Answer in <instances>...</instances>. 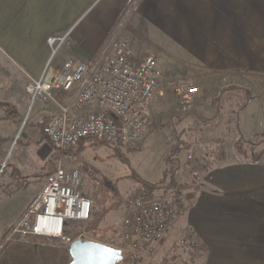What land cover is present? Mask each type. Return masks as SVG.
<instances>
[{"label": "crops", "instance_id": "1", "mask_svg": "<svg viewBox=\"0 0 264 264\" xmlns=\"http://www.w3.org/2000/svg\"><path fill=\"white\" fill-rule=\"evenodd\" d=\"M141 26L159 37L149 55L156 57L160 82L196 81V97L200 90L205 96L238 85L257 99L264 85V0H0V132L6 134L0 136V147L25 125L24 142L31 139L27 130L38 129L41 159L53 163L56 151L42 137L56 99L32 104L25 89L42 72L48 36L74 27L72 45L61 50L56 62L93 61L114 37H138ZM58 93L56 98L63 100ZM230 157L208 163L190 184L185 213L164 240L148 246L145 263L155 264L152 253L158 256L174 235L190 227L200 247L189 264H264V157L256 162ZM22 158L14 160L16 169L31 172L23 169L29 164ZM46 174L8 224L0 225V241L38 194ZM69 244L57 238L16 239L0 248V264H69Z\"/></svg>", "mask_w": 264, "mask_h": 264}, {"label": "built area", "instance_id": "2", "mask_svg": "<svg viewBox=\"0 0 264 264\" xmlns=\"http://www.w3.org/2000/svg\"><path fill=\"white\" fill-rule=\"evenodd\" d=\"M47 43L50 51L42 72L25 89L32 104L56 99V109L44 126L45 136L56 151L55 165L9 231L7 241L59 237L67 223L88 220L93 201L84 190L82 170L66 166L67 150L89 137L124 148L137 147L147 132L160 92L161 71L156 57L135 59L124 37H114L93 61L69 58L56 62L59 50L72 45L71 30L48 36ZM180 87L185 101L182 108L191 109L189 96L195 95L198 87L191 83ZM58 92L64 95L63 100L56 98ZM188 159L194 160L191 154ZM5 166L6 161L0 164V172ZM199 173L194 171L195 176ZM185 211L184 192L177 184L161 194L148 196L139 191L128 198L122 218L123 246L119 248L123 255L129 253L130 264H140L144 248L163 239ZM179 245L194 250L200 247L193 229L187 228Z\"/></svg>", "mask_w": 264, "mask_h": 264}, {"label": "rangeland", "instance_id": "3", "mask_svg": "<svg viewBox=\"0 0 264 264\" xmlns=\"http://www.w3.org/2000/svg\"><path fill=\"white\" fill-rule=\"evenodd\" d=\"M140 29L141 34L138 37L131 36L128 41H130L129 45L133 56L137 59H144L155 51L153 45L157 44L159 37H156V34H153L148 26H141ZM172 43L168 41V45L173 48ZM171 52L172 50L168 48V54ZM171 55L173 56V52ZM174 55L177 54L174 53ZM188 83L195 86L196 81L182 78L166 83L161 80L160 92L147 132L137 147L124 148L123 150V156L128 158V163H124L118 156L113 155L110 147L99 143L96 139L90 140L80 153L64 157L67 167H79L84 174V190L93 201L91 220L69 222L65 225L61 236L44 238H57L64 242L66 239L63 237L73 240L80 234H84L88 239H100L98 241L116 247L123 246L122 218L126 202L141 189V184L135 175L151 181L160 179L166 167L165 157L172 149L171 135L175 130L179 132L185 130L183 137L191 143L188 150L179 153L178 161H176L178 167L176 184L183 190L185 200V191L188 190L192 182L201 178L202 171L208 167V163L220 160L226 154H230L232 158L235 155L253 161L254 152L264 150V141L258 145L249 143L253 139L264 140V85L261 86L260 93H257V99L253 98V93L248 87L238 85L237 88L224 91L215 88L205 96V93L200 90L197 97L196 95L189 96L193 102L192 108L183 110L184 92H181L180 86ZM246 90L251 95L249 100ZM217 96L219 97L218 102L211 105V99ZM249 101L250 104H248ZM244 103L246 105L242 107ZM24 130L25 125L20 132L13 134L7 145L0 147V164L6 161V166L0 172V225L8 224L6 221L14 216L15 211L25 203L31 192L38 189L43 175L50 172L55 165L54 160L51 163L41 159L42 148L38 143L39 130H27L31 137L29 142H24L26 140ZM0 136H6V134L0 132ZM240 136L244 138L243 141L238 140ZM189 154L193 156V162L188 159ZM20 156L29 164L24 168L20 167L27 168L31 172L22 173L16 169L14 160ZM263 157L264 153L259 160ZM195 170H199V176L194 175ZM170 188H167L166 191ZM186 230L187 227L182 233L174 235L168 248L160 250L158 256L152 253L153 259L157 257L155 264L190 263L188 260L193 256L195 250L179 245ZM9 231L8 228L0 241L2 249L13 242L6 240ZM166 237L167 235L161 240ZM148 246L142 251L140 264H143V261L145 263L144 255ZM128 257L129 253L124 252V259L118 264H130L131 261Z\"/></svg>", "mask_w": 264, "mask_h": 264}, {"label": "trees", "instance_id": "4", "mask_svg": "<svg viewBox=\"0 0 264 264\" xmlns=\"http://www.w3.org/2000/svg\"><path fill=\"white\" fill-rule=\"evenodd\" d=\"M230 88L231 89L237 88V86L227 87V88H224L222 91H224L226 89H230ZM246 91H247L246 92L247 98L249 100V99H251V95L249 94L248 90H246ZM218 100H219V97L218 96L215 97L214 103L218 102ZM245 105H246V103H244L242 107H245ZM184 134H185V130H182L180 132L175 130L173 132V134L171 135V139L173 140L172 149L170 150V153L165 157L164 161H165L166 167L163 171V175L160 177L159 180L151 181V180H147V179H144L140 176L135 175L137 181L141 184L140 191L142 193H144L148 196H154L156 194L163 193L164 191H166L167 188L173 187L176 184L175 178H176V172L178 169L177 164H176V161H178L177 156L179 155L180 152L188 150L191 147V143L183 137ZM263 137H264V134H263ZM42 139H45V135L42 137ZM92 139H96L97 141H99V143H103V144L107 145L108 147H110L113 155L118 156L124 163L129 162L128 158L126 156L125 157L123 156L124 147H122L120 145H111V144L105 143V142H103V141H101L95 137H89V138L85 139L84 141H82L77 146L70 147L67 150V154H70V155L74 154L75 155V154L80 153L86 147L87 143H89V141ZM238 140L243 141L244 138L242 136H240V138ZM263 141L264 140H262V139L258 140V141L253 139V140L249 141V143H251L253 145H258L259 143H261ZM239 149H240V147L238 145V150ZM262 153H264L263 149L260 150L259 152H254L253 157H252L253 162L258 161L261 158ZM89 219L91 220V216ZM90 225H92V224H90ZM91 228H93V227L91 226ZM92 236H94V234H92ZM97 240H100V239H97Z\"/></svg>", "mask_w": 264, "mask_h": 264}, {"label": "water", "instance_id": "5", "mask_svg": "<svg viewBox=\"0 0 264 264\" xmlns=\"http://www.w3.org/2000/svg\"><path fill=\"white\" fill-rule=\"evenodd\" d=\"M69 253V264H118L124 259L119 247L88 239L84 234L70 242Z\"/></svg>", "mask_w": 264, "mask_h": 264}, {"label": "bare ground", "instance_id": "6", "mask_svg": "<svg viewBox=\"0 0 264 264\" xmlns=\"http://www.w3.org/2000/svg\"><path fill=\"white\" fill-rule=\"evenodd\" d=\"M45 223H48L49 221L48 220H46V221H44Z\"/></svg>", "mask_w": 264, "mask_h": 264}]
</instances>
